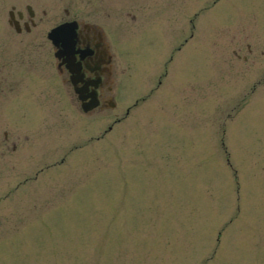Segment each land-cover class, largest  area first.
Wrapping results in <instances>:
<instances>
[{
	"label": "rangeland",
	"instance_id": "374dc122",
	"mask_svg": "<svg viewBox=\"0 0 264 264\" xmlns=\"http://www.w3.org/2000/svg\"><path fill=\"white\" fill-rule=\"evenodd\" d=\"M106 1L118 107L43 73L38 113L1 108L0 264H264V0Z\"/></svg>",
	"mask_w": 264,
	"mask_h": 264
},
{
	"label": "flooded vegetation",
	"instance_id": "af4514ba",
	"mask_svg": "<svg viewBox=\"0 0 264 264\" xmlns=\"http://www.w3.org/2000/svg\"><path fill=\"white\" fill-rule=\"evenodd\" d=\"M8 24L22 28L21 42L46 45L48 41L47 31L50 27L60 23L61 19L77 22L76 46L78 52H88L82 58L77 54L85 82L97 87L98 95L102 99L106 88V75L108 72V52L99 35L98 27L77 19L70 9L65 8L63 16L59 9V0H9ZM48 50L46 49V52ZM60 68V67H59ZM61 69V68H60ZM64 71V70H63Z\"/></svg>",
	"mask_w": 264,
	"mask_h": 264
},
{
	"label": "bare ground",
	"instance_id": "6f19581e",
	"mask_svg": "<svg viewBox=\"0 0 264 264\" xmlns=\"http://www.w3.org/2000/svg\"><path fill=\"white\" fill-rule=\"evenodd\" d=\"M78 80L81 81V82H84L83 80H81V79H79V78H78Z\"/></svg>",
	"mask_w": 264,
	"mask_h": 264
}]
</instances>
